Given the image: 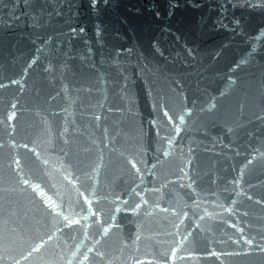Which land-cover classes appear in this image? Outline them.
I'll list each match as a JSON object with an SVG mask.
<instances>
[{"label": "water", "instance_id": "obj_1", "mask_svg": "<svg viewBox=\"0 0 264 264\" xmlns=\"http://www.w3.org/2000/svg\"><path fill=\"white\" fill-rule=\"evenodd\" d=\"M0 264H264V0H0Z\"/></svg>", "mask_w": 264, "mask_h": 264}]
</instances>
